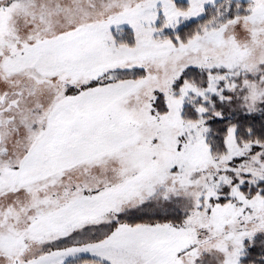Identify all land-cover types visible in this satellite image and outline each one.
<instances>
[{
  "label": "snow or ice",
  "instance_id": "6c2138e0",
  "mask_svg": "<svg viewBox=\"0 0 264 264\" xmlns=\"http://www.w3.org/2000/svg\"><path fill=\"white\" fill-rule=\"evenodd\" d=\"M0 264H264V0H0Z\"/></svg>",
  "mask_w": 264,
  "mask_h": 264
}]
</instances>
